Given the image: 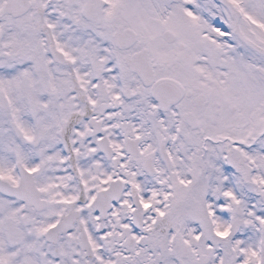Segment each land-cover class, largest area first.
<instances>
[{"label":"snow or ice","instance_id":"snow-or-ice-1","mask_svg":"<svg viewBox=\"0 0 264 264\" xmlns=\"http://www.w3.org/2000/svg\"><path fill=\"white\" fill-rule=\"evenodd\" d=\"M0 264H264V0H0Z\"/></svg>","mask_w":264,"mask_h":264}]
</instances>
